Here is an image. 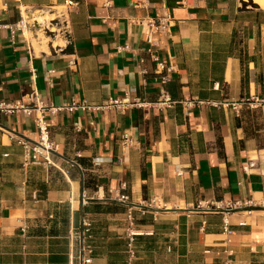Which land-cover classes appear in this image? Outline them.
<instances>
[{
	"label": "crops",
	"instance_id": "1",
	"mask_svg": "<svg viewBox=\"0 0 264 264\" xmlns=\"http://www.w3.org/2000/svg\"><path fill=\"white\" fill-rule=\"evenodd\" d=\"M66 1L0 0V19L56 17ZM75 1L69 39L0 30V102L91 106L45 113L52 164L25 162L33 116L0 113V264H127L131 229L151 231L136 264H216L226 246L233 264H264V8Z\"/></svg>",
	"mask_w": 264,
	"mask_h": 264
},
{
	"label": "built area",
	"instance_id": "2",
	"mask_svg": "<svg viewBox=\"0 0 264 264\" xmlns=\"http://www.w3.org/2000/svg\"><path fill=\"white\" fill-rule=\"evenodd\" d=\"M109 3V1L107 2ZM78 5V2L75 0H68L66 1V5L61 7L58 11V15L53 19L49 20V24L41 25L40 22L37 20L39 15H43L39 11H35L33 13H27L24 10H21L20 17L11 23H5L0 19V30L3 28H7L10 31L11 39H15L16 36L19 34L23 35L24 37H30L31 33H35L36 37L39 36L38 32L44 30L46 34L50 35L51 37L57 38L59 35V31L62 30L63 37L69 39L70 37V28H69V20L68 15L70 9L74 6ZM61 25L59 31H57L54 27L56 25ZM169 25L168 18L164 22L156 23L153 22V27L158 32H164L167 30ZM125 46L123 48H127ZM154 61L157 62L156 69L159 73L167 70H171V66H168L165 62L160 61L159 57L156 55H152ZM144 72V71H143ZM167 76H163V80L166 81ZM164 95V93H163ZM27 99H21L14 102H0V113L5 112L7 114L13 113H24L28 116H33L35 119V124L37 126V139L36 143L26 140L24 138H19V142L22 144L24 148V155H25V162L29 163L30 161L40 162L44 160L45 162L52 164V152L51 150L58 149V144L54 141L52 135V126L51 123L46 119L45 113L49 111L52 114H57L59 111L62 110H69L74 111L79 108L87 109L91 108L90 105L86 103L79 104L76 101H72L70 103H63L61 105H54V104H47L43 101L40 94L37 91H31L26 94ZM167 101L169 99H166ZM215 105H222V106H230L234 109H238L239 103L236 101H226L224 103H217L214 102ZM125 143H129L131 141L129 135L125 134L124 136ZM129 197L125 194L119 195L120 200L126 201ZM237 203H229L227 205L228 209H232L236 206ZM144 213V211L142 210ZM129 219L131 221L134 220L132 210L129 211ZM90 222H85V232H90ZM224 231L228 234H232L233 230L230 227V222L227 217L224 218L223 221ZM149 234L151 231H144V230H135L131 229L129 231V237L127 242V264H136L137 260V246H136V236L142 234ZM225 256L221 261L216 264H233V255L234 251L229 246H226L224 249ZM90 262L91 259L88 258L86 260Z\"/></svg>",
	"mask_w": 264,
	"mask_h": 264
},
{
	"label": "bare ground",
	"instance_id": "3",
	"mask_svg": "<svg viewBox=\"0 0 264 264\" xmlns=\"http://www.w3.org/2000/svg\"><path fill=\"white\" fill-rule=\"evenodd\" d=\"M256 3H258L262 8H264V0H254ZM53 15L51 17H49L47 14L45 15H39L37 17V20L40 22L41 25L47 24V21H49L50 19H53ZM49 39V38H48ZM47 40V38H46ZM38 42V41H37ZM36 42V43H37ZM45 44V43H44ZM47 44V43H46ZM37 45V44H36ZM38 47V46H37ZM47 48V47H46ZM45 48V49H46ZM39 49V48H38Z\"/></svg>",
	"mask_w": 264,
	"mask_h": 264
},
{
	"label": "rangeland",
	"instance_id": "4",
	"mask_svg": "<svg viewBox=\"0 0 264 264\" xmlns=\"http://www.w3.org/2000/svg\"><path fill=\"white\" fill-rule=\"evenodd\" d=\"M247 2H248V4H250V5H255V1L254 0H247ZM257 5H259L258 3H256ZM260 6V5H259ZM59 9H61V7L59 8ZM44 25H46V24H44ZM51 27H53V26H51ZM61 27V25L59 24V25H56L54 28L57 30V31H59V28ZM41 36H45V34H43V31L41 32V34H40ZM47 36H49V37H51L50 35H48V34H46ZM59 35L60 36H58L57 38H59V40L63 37V34H62V30H60L59 31ZM51 38H54V37H51ZM54 39H56V38H54ZM44 40L45 41H47L46 40V38L44 37ZM60 42H61V40H60Z\"/></svg>",
	"mask_w": 264,
	"mask_h": 264
},
{
	"label": "water",
	"instance_id": "5",
	"mask_svg": "<svg viewBox=\"0 0 264 264\" xmlns=\"http://www.w3.org/2000/svg\"><path fill=\"white\" fill-rule=\"evenodd\" d=\"M0 125H1L2 127H4V128H7V127H5L4 125H2L1 123H0ZM18 134H19L20 136H23V135L20 134V133H18ZM24 139L29 140V141L34 142V143L37 142L36 140H31V139H29L28 137H24ZM51 152L54 153V154H59L56 150H51Z\"/></svg>",
	"mask_w": 264,
	"mask_h": 264
},
{
	"label": "trees",
	"instance_id": "6",
	"mask_svg": "<svg viewBox=\"0 0 264 264\" xmlns=\"http://www.w3.org/2000/svg\"><path fill=\"white\" fill-rule=\"evenodd\" d=\"M256 6H258L256 3H255Z\"/></svg>",
	"mask_w": 264,
	"mask_h": 264
}]
</instances>
